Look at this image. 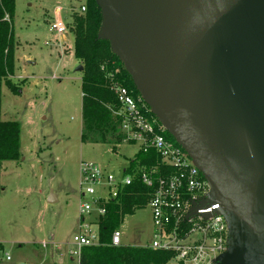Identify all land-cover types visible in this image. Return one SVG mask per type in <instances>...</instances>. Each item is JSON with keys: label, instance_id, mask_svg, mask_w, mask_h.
Here are the masks:
<instances>
[{"label": "water", "instance_id": "95a60500", "mask_svg": "<svg viewBox=\"0 0 264 264\" xmlns=\"http://www.w3.org/2000/svg\"><path fill=\"white\" fill-rule=\"evenodd\" d=\"M96 4L99 38L231 221L223 264H264V0Z\"/></svg>", "mask_w": 264, "mask_h": 264}, {"label": "rangeland", "instance_id": "374dc122", "mask_svg": "<svg viewBox=\"0 0 264 264\" xmlns=\"http://www.w3.org/2000/svg\"><path fill=\"white\" fill-rule=\"evenodd\" d=\"M83 3L16 0L10 80L19 89L13 93L2 86L0 115L20 124L21 158L0 166V264H78L73 236L80 221V164L93 163L118 176L139 149L124 141L81 140V73L73 37L68 31L57 35L49 22L56 6L68 23ZM119 230L122 245H146L153 237L147 202L125 215Z\"/></svg>", "mask_w": 264, "mask_h": 264}, {"label": "built area", "instance_id": "2783aa9c", "mask_svg": "<svg viewBox=\"0 0 264 264\" xmlns=\"http://www.w3.org/2000/svg\"><path fill=\"white\" fill-rule=\"evenodd\" d=\"M84 9L82 6L79 10ZM60 13L61 7H56L49 22V29L59 36L68 31ZM113 90L120 104L115 114L120 119L123 141L138 144L143 152L153 149L160 159L145 169L135 167L128 172L127 167L118 176L93 163L80 164V221L79 231L73 236L77 256L81 247L98 245V220L105 214L104 204L118 198L137 180L151 190L147 204L153 237L144 247L172 253L168 264H221L231 251L232 225L219 203L214 202L208 181L186 151L167 137L168 131L150 115L140 94L134 96L119 85ZM110 243L122 245L119 229L112 233Z\"/></svg>", "mask_w": 264, "mask_h": 264}, {"label": "trees", "instance_id": "16d2710c", "mask_svg": "<svg viewBox=\"0 0 264 264\" xmlns=\"http://www.w3.org/2000/svg\"><path fill=\"white\" fill-rule=\"evenodd\" d=\"M15 4L16 0H0V109L2 86L13 93L19 89L10 80L15 70L16 43L12 27ZM82 6L85 8L83 12L79 10ZM70 19L66 23L67 30L73 37V55L81 68V140L120 143L124 135L120 131V119L115 114L120 104L113 87H126L134 96L139 95V92L123 64L111 51L109 42L99 38L102 15L96 0H84L82 5L71 11ZM166 135L171 138L168 132ZM20 158V124L17 121L2 120L0 115V166L2 162ZM159 159L153 149L147 152L138 150L129 161L127 171L135 167H151L158 164ZM150 191L136 180L126 186L118 198L104 204L105 214L98 220L99 243L81 247L78 264L169 263L172 253L144 246H112L110 243L112 233L119 229L124 216L148 202Z\"/></svg>", "mask_w": 264, "mask_h": 264}, {"label": "crops", "instance_id": "0c3cea01", "mask_svg": "<svg viewBox=\"0 0 264 264\" xmlns=\"http://www.w3.org/2000/svg\"><path fill=\"white\" fill-rule=\"evenodd\" d=\"M56 7H61L60 5L59 6H56ZM56 7L53 9V11L56 9ZM52 11V12H53ZM53 14V13H52ZM51 202V201H50ZM44 243V242H43ZM48 243H53V241H51V240H49V242ZM47 242H45L44 244H45V246L48 244ZM0 244H1V242H0ZM55 244V243H54ZM2 245V244H1ZM57 247V246H56Z\"/></svg>", "mask_w": 264, "mask_h": 264}]
</instances>
